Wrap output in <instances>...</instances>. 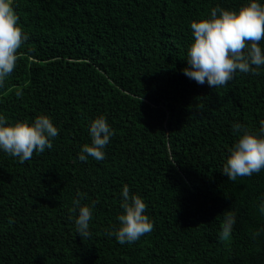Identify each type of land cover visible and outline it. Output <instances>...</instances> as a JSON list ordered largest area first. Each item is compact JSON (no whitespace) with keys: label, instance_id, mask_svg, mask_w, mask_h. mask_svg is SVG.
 Here are the masks:
<instances>
[{"label":"trees","instance_id":"16d2710c","mask_svg":"<svg viewBox=\"0 0 264 264\" xmlns=\"http://www.w3.org/2000/svg\"><path fill=\"white\" fill-rule=\"evenodd\" d=\"M250 2L13 0L27 40L0 87V115L5 126L45 115L59 134L24 163L0 150V264H264V234L250 238L264 227V170L235 182L221 174L233 125L258 132L264 120V66L220 88L183 74L190 23ZM100 116L114 134L103 160L82 162ZM125 185L154 228L121 245L108 232L120 226ZM74 199L95 205L87 239ZM230 209L232 238L221 242Z\"/></svg>","mask_w":264,"mask_h":264},{"label":"clouds","instance_id":"9594fccd","mask_svg":"<svg viewBox=\"0 0 264 264\" xmlns=\"http://www.w3.org/2000/svg\"><path fill=\"white\" fill-rule=\"evenodd\" d=\"M18 21L13 0H0V87L15 70L18 50L27 40ZM190 28L194 42L187 51L188 67L183 69L186 77L199 85L206 82L209 87L220 88L226 86L237 71L259 75V69L264 66V50L260 46L264 41V5L251 0L238 11L213 7L208 18L193 20ZM6 124L8 121L0 115V150L18 158L20 163L30 160L34 152L43 153L46 148L52 149V140L59 134L52 120L45 115L37 116L31 124L28 121ZM233 129L239 138L228 149L229 155L221 174L235 182L238 177H251L264 170V120L260 121L258 132L240 124L233 125ZM89 131L91 145L84 144L78 158L82 162H87L88 156L103 160V149L110 142L114 130L106 118L100 116L91 122ZM83 195L77 192V197ZM122 197L120 207L123 214L117 217L120 226L108 232L121 245L136 242L154 228L152 220L145 214L147 205L141 196L130 194L125 185ZM72 205L69 212H79L75 218L76 232L87 239L91 236L89 222L95 205L82 206L80 199H74ZM256 209L264 217V199L256 204ZM236 219L237 210L223 213L218 234L221 242L231 240ZM261 234H264V227L251 230L250 238L256 242Z\"/></svg>","mask_w":264,"mask_h":264}]
</instances>
